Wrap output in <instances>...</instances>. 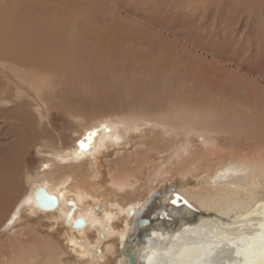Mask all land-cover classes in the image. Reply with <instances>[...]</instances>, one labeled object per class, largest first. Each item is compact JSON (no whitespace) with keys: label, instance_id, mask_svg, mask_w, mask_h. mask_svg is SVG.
Listing matches in <instances>:
<instances>
[{"label":"bare ground","instance_id":"bare-ground-1","mask_svg":"<svg viewBox=\"0 0 264 264\" xmlns=\"http://www.w3.org/2000/svg\"><path fill=\"white\" fill-rule=\"evenodd\" d=\"M46 1L0 0V264H264V78L209 67L183 30L127 28L119 0L97 19Z\"/></svg>","mask_w":264,"mask_h":264},{"label":"rangeland","instance_id":"rangeland-1","mask_svg":"<svg viewBox=\"0 0 264 264\" xmlns=\"http://www.w3.org/2000/svg\"><path fill=\"white\" fill-rule=\"evenodd\" d=\"M82 1L83 0H68V3L72 5L74 2H76V4L83 6V11L85 12V14L91 16L92 19H95L97 16L100 17L101 15L109 14L111 9L115 6L114 5L115 2L116 1L118 2V0H97V1L96 0H84V3ZM135 1L119 0L118 2L119 7L125 6L126 8L125 14H127L126 18L129 19V21H125V20L123 21L125 23L124 25L127 28L130 29V27L131 28L137 27V29H140V28H145V27H149V28L151 27V29H153L154 31H161L162 29V31H170L174 33L181 32L183 30L182 32L184 33L181 32V35L183 36L185 34L187 36L188 41L190 40V43L188 44H191V42L196 44L197 42L200 41V39L205 41L203 42L201 40L203 42V43L200 42L201 46L199 43H197L199 46L194 45V44H191V45L193 47L196 46L195 48L197 50L199 49V47H201L200 52L202 51L204 52V53L202 52V55L210 62L208 63V61L206 60V62L209 64V65L207 64L209 67H212V66L214 67V64L217 62L216 64L217 65L219 64L218 67H222V66L228 67L230 68L231 73L248 75L250 77H254V79H261L262 77L264 78V62H263L264 61V48H263L264 47V1L263 0H247L243 3L241 2L242 4L241 6L238 3H236L238 4L237 6L232 4L233 7H229L226 10L217 8L214 5L209 6V4L207 5V1H204V0H202L201 2L200 0H197V1L193 0L194 3L192 0L182 1V2H180L181 0L180 1L176 0L177 3L175 2V0H158V1L157 0H138V1H142L140 2L141 4H139L138 6H137L138 1L137 2ZM46 2H47L46 5L52 3L51 0H48ZM204 2H205V5L209 7L204 8L206 7L203 4ZM85 3L89 6L85 5ZM93 4L95 6L101 5L100 9H98V6L95 7ZM179 4H181V7ZM261 4L263 6H261ZM65 5H60V9L62 10L63 8H65ZM127 5L129 6L130 10ZM199 8H200V12H199ZM121 10L124 11L123 8ZM140 10L142 12L144 11L143 12L144 14ZM185 11L187 12L183 13ZM256 11H258V13ZM136 12H139V13L141 12L142 15ZM180 14H183V15H180ZM184 15H186V17ZM150 17L152 18L150 19ZM137 18H141V19H137ZM184 18H185V22L183 23ZM182 19L183 21H181ZM180 21L182 23H180ZM247 21L248 23L246 26ZM143 22H146V25ZM132 23L133 25H131ZM135 23L139 24V26L136 25ZM157 24L159 25V27L157 26ZM245 28L248 29V31L245 30ZM208 39L209 40L213 39L214 41L210 42ZM219 39L223 41H220ZM259 39L263 42H260ZM193 41H195L196 43ZM217 41L219 42L216 43ZM255 41H257V43L260 42V44L259 43L257 44ZM208 43H210L211 46L208 45ZM211 43H213V45ZM219 43H221V45ZM203 47L205 50L202 49ZM258 48L260 49L258 50ZM211 50L213 54L211 53ZM251 52L253 54H251ZM210 56L212 57L210 58ZM196 59H197L196 57H192L191 63L193 64V66L190 63L191 67L195 66L194 64H196V61H197ZM93 117L102 118V116H96V115ZM153 134L155 133H152V134L148 133L147 136H144L142 141L147 143L146 147L142 149L144 152L140 150L142 146L137 145V147H135L133 145V143L136 141V138H131L133 143H131L130 141L129 146L125 148V151H126L125 154L128 153V155H131V154L134 155L136 154V152L146 153V154L148 152H151L152 148H150L151 147L150 144H160L161 143L160 139L162 137V135L159 137V136H153ZM69 140L70 141L68 143L65 142L64 145H61V146H65L68 148V146L72 142V136H69ZM137 148H140V149H137ZM35 153L36 152L32 151L30 154V158H29L30 164L35 168L34 171L37 170L40 172V171H46V168L47 169L56 168V165L51 164L50 162L45 164V160L48 157L47 156L48 154L46 153H43V154L36 153L35 154ZM44 156H45V160H43ZM38 160L43 161V162L41 163L42 166L40 165L37 168L36 166H38Z\"/></svg>","mask_w":264,"mask_h":264},{"label":"water","instance_id":"water-1","mask_svg":"<svg viewBox=\"0 0 264 264\" xmlns=\"http://www.w3.org/2000/svg\"><path fill=\"white\" fill-rule=\"evenodd\" d=\"M102 127L104 128L105 132L109 131L108 127H105L104 125H102ZM94 134L95 129L93 128L89 133H86V139L89 140L90 136H93ZM114 140H119L117 135H114ZM85 146H87V143H85ZM69 155L71 157H76V154L74 152H71ZM32 200L34 202L35 207L43 211L52 210L58 205V197L56 195L50 194L44 187H38L33 191ZM130 213L132 214V211H130ZM143 223H147V220H144ZM84 225L85 221L81 218H77L74 221V227L76 228L83 227ZM133 263L134 262L132 260V264Z\"/></svg>","mask_w":264,"mask_h":264},{"label":"snow or ice","instance_id":"snow-or-ice-1","mask_svg":"<svg viewBox=\"0 0 264 264\" xmlns=\"http://www.w3.org/2000/svg\"><path fill=\"white\" fill-rule=\"evenodd\" d=\"M80 146H81V148H84L85 147V144L83 142H81V145ZM174 203H175V201H174Z\"/></svg>","mask_w":264,"mask_h":264}]
</instances>
